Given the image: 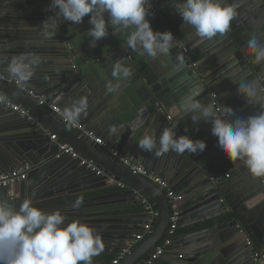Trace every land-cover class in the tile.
<instances>
[{"label":"water","instance_id":"water-1","mask_svg":"<svg viewBox=\"0 0 264 264\" xmlns=\"http://www.w3.org/2000/svg\"><path fill=\"white\" fill-rule=\"evenodd\" d=\"M174 2L151 0L153 14L148 19L153 30L171 31L176 38L169 55L151 58L129 48L125 33L111 35L112 29L107 38L90 47L91 37L86 35L91 27L89 17L78 25L63 21L55 9L48 10L50 0H0V69L4 75H8L7 65L13 56L41 57L33 77L23 84L33 87L32 96L0 82V95L20 104L39 124L0 106L4 114L17 118L0 126V175L29 167L25 181L0 187V199L9 198L18 206L31 198L45 211L59 209L69 220L79 219L97 229L105 248L92 258V264H109L107 258L120 253L148 220L142 199L155 206L158 217L152 233L121 264H147L168 228L169 203L157 186L66 129L62 118L38 105L40 97L62 109L86 97L87 115L82 117L88 129L120 154L139 159L141 166L167 183L186 186L177 205L176 237L168 247L182 245L185 252L167 264H256L253 255L264 249L261 179L252 176L242 161L232 163L226 158L211 133V122L194 123L192 114L183 115L180 107L182 100L200 92L197 99L201 102L217 101L218 107H229L236 116L264 110V62L255 63L247 48L252 37L264 43V0H228L237 6L239 25L247 17L254 24L238 33L241 27L236 29L231 23L227 33L210 38L199 37L185 25ZM177 57H182L183 63ZM116 63L128 67L130 77L114 78ZM117 83L119 88L109 92V84ZM246 83L256 86L257 94L250 103L237 92L238 86ZM176 123L178 136L203 139L206 149L157 156L155 150L145 152L137 146L143 135L154 131L159 147L160 133ZM53 133L55 142L49 140ZM56 142L93 161L101 176L80 167L79 160L55 159ZM63 160L72 165L62 167ZM37 177L40 182L33 184ZM109 179L123 184L124 189L108 185ZM81 197L82 205L73 207ZM160 258L151 264H164Z\"/></svg>","mask_w":264,"mask_h":264},{"label":"clouds","instance_id":"clouds-1","mask_svg":"<svg viewBox=\"0 0 264 264\" xmlns=\"http://www.w3.org/2000/svg\"><path fill=\"white\" fill-rule=\"evenodd\" d=\"M52 9L73 25L83 23L88 16L91 27L86 35L91 37L89 46L93 48L110 35L109 29L111 35L125 33L127 46L141 56H167L174 47L176 38L171 31H154L150 24L151 0H50L48 10ZM174 9L201 38L227 33L237 15V6L228 0H175ZM247 48L255 63L264 62V43L252 37ZM177 59L183 63L182 57ZM40 63L39 55L22 53L11 58L6 71L22 85L33 77ZM112 75L117 80L127 79L131 72L116 63ZM119 86L109 84L108 91ZM237 92L250 103L257 94L255 83L240 84ZM199 95L200 92H195L181 101L183 115L191 113L194 123L211 122V133L226 158L232 163L242 161L252 176L264 177V110L240 117L229 107L221 104L218 107L217 101L201 102L197 99ZM87 109V98L82 97L65 107L63 116L69 124H76L82 115H87ZM176 129L177 123L163 129L159 147L154 131L143 135L137 146L145 152L155 150L157 156L169 151L195 154L206 149L205 140L178 136ZM82 203L83 198H77L72 206L79 208ZM104 248L97 229L79 219L69 220L59 209L45 211L35 206L31 198L18 206L9 198L0 199V264H92V258Z\"/></svg>","mask_w":264,"mask_h":264},{"label":"built area","instance_id":"built-area-1","mask_svg":"<svg viewBox=\"0 0 264 264\" xmlns=\"http://www.w3.org/2000/svg\"><path fill=\"white\" fill-rule=\"evenodd\" d=\"M182 51L183 53H186L185 49H183ZM0 82L16 87L20 91L30 96L33 95L30 88L26 87L23 84H18L16 80L9 78L2 73H0ZM212 98L214 99L215 96L212 95ZM38 105L49 108V110L56 115V118H62L63 123L67 124L69 130L71 132H74L79 138L84 139L88 144L97 145L103 152H105L107 155H110L116 163L129 169L134 174L147 179L149 182H151L164 192L170 207L169 224L166 233L161 240L162 243L160 245L158 244L154 248L150 256V260L147 262V264H151L152 261L158 260L164 254L165 250L172 244L173 239L175 238V230L180 216V210L178 209L177 205L183 200L184 195L171 189L169 184L160 176L151 171H148L138 163H134L126 156L114 150L103 138L96 136L95 133L91 130L85 128L79 123L69 124L64 118L63 112L56 106H52L50 103L46 102L45 99L40 97ZM0 106L6 110L11 111L12 113H15L21 118H24L27 122H31L36 126H39L35 118L24 107H22L18 103H15L11 99L4 98L2 95H0ZM49 140L51 142H55L57 141V136L55 134H51L49 135ZM55 147V159L68 157L71 160H79L80 167H85L90 172L95 173L97 177L101 176L102 171L97 167V165L93 161L81 157L78 152H76L71 146H68L67 144L62 142H56ZM28 172L29 167H24L22 169L13 171L11 174L0 175V187L8 188L12 185L25 181L27 179ZM260 179L262 186L264 187V177H261ZM112 184H117L118 188L124 189V185L119 182L115 183L112 180ZM142 206L144 209V214L147 216L148 220L142 225L141 229L133 235V239L126 245V247L121 250V252L116 256L111 258L109 264H121V262L126 257L131 255L132 251L138 246V244L144 241L145 238L152 233L154 223L158 217V211L151 202L146 201L145 199H142ZM253 262L256 264H264V249L262 251L256 252L253 255Z\"/></svg>","mask_w":264,"mask_h":264},{"label":"crops","instance_id":"crops-1","mask_svg":"<svg viewBox=\"0 0 264 264\" xmlns=\"http://www.w3.org/2000/svg\"><path fill=\"white\" fill-rule=\"evenodd\" d=\"M238 19H240V18H237V15H236V17L234 18V20L232 21V25H234V28H236V29H238V28H240L241 29V31L240 32H238V33H243V32H246V31H243V28L245 27V29H247L248 27H250L251 25H253L254 24V21L251 19V18H249V17H247V18H245V19H243V20H240L241 21V24L239 25V23H238ZM235 20L237 21V24L235 25L234 24V22H235ZM239 25V26H238ZM0 73H2V74H6L5 73V71H3L2 69H0ZM8 77H9V75H7ZM9 78H11V77H9ZM11 79H13V78H11ZM28 88H30V89H32L33 87H28ZM54 106H56V105H54ZM57 108H59L61 111H63L64 110V108L62 109L61 107H59V106H56ZM12 117V118H11ZM14 120H17V118H15V117H13L12 116V114H9L8 113V115H6V114H4L3 113V110L0 108V126H3L5 123H7V122H11V121H14ZM79 124H81L82 126H84V127H86L84 124H85V121H83V117L81 116V118H80V120H79V122H78ZM64 126L66 127V129H68L69 130V128H68V126H67V124H64ZM87 128V127H86ZM88 129V128H87ZM90 130V129H89ZM92 131V130H91ZM92 132H94L95 133V135H97V132L96 131H92ZM72 133H74V132H72ZM53 134H55V133H53ZM75 134V133H74ZM56 135V134H55ZM76 135V134H75ZM98 136V135H97ZM98 137H100V138H102L101 136H98ZM129 159L130 160H132L134 163H138L139 165H140V160L139 159H136V158H130L129 157ZM61 165H62V167H70L72 164H71V162L70 161H68V160H63L62 162H61ZM143 167V166H142ZM156 175H158V176H160L158 173H156ZM199 180H201V179H199ZM203 180V179H202ZM40 182V179L37 177V179L34 181V182H32L33 184H38ZM107 184L108 185H111L112 184V180H108L107 181ZM169 184V186H170V188L171 189H173L175 192H178V193H182L183 194V192L186 190V186L184 185V186H179L178 184H172V183H168ZM203 185H206V182H204V183H202L201 184V186H203ZM201 188V187H200ZM200 188H198V189H200ZM117 189L120 191V190H122V189H120V188H118L117 187ZM207 190V187L206 188H204L203 187V190ZM175 237H176V235H175ZM172 246V245H171ZM185 251L183 250V246L182 245H178V246H175V247H170V248H168V249H166L165 250V252H164V254L161 256V258H160V260L164 263V264H167V263H169V262H171L172 260H173V258H178V256H179V254H183ZM111 260V257L110 258H107V261H110Z\"/></svg>","mask_w":264,"mask_h":264},{"label":"trees","instance_id":"trees-1","mask_svg":"<svg viewBox=\"0 0 264 264\" xmlns=\"http://www.w3.org/2000/svg\"><path fill=\"white\" fill-rule=\"evenodd\" d=\"M162 243V241L161 242H159V245Z\"/></svg>","mask_w":264,"mask_h":264}]
</instances>
